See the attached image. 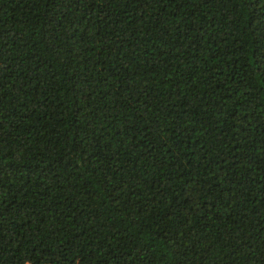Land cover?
I'll return each mask as SVG.
<instances>
[{
    "label": "trees",
    "instance_id": "1",
    "mask_svg": "<svg viewBox=\"0 0 264 264\" xmlns=\"http://www.w3.org/2000/svg\"><path fill=\"white\" fill-rule=\"evenodd\" d=\"M0 264H264V0H0Z\"/></svg>",
    "mask_w": 264,
    "mask_h": 264
}]
</instances>
